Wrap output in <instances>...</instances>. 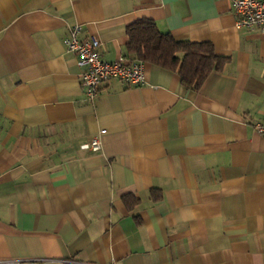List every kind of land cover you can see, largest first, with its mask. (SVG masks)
Masks as SVG:
<instances>
[{"label": "crops", "instance_id": "0c3cea01", "mask_svg": "<svg viewBox=\"0 0 264 264\" xmlns=\"http://www.w3.org/2000/svg\"><path fill=\"white\" fill-rule=\"evenodd\" d=\"M141 19L228 60L88 100L69 29L113 62ZM263 119L264 34L230 0H0V264H264Z\"/></svg>", "mask_w": 264, "mask_h": 264}, {"label": "built area", "instance_id": "2783aa9c", "mask_svg": "<svg viewBox=\"0 0 264 264\" xmlns=\"http://www.w3.org/2000/svg\"><path fill=\"white\" fill-rule=\"evenodd\" d=\"M231 13L237 28L257 29L264 34V0H230ZM81 27L75 25L69 29L63 45L68 53L77 58V65L83 70L80 74V85L88 100H94L100 85L111 79L119 80L130 86H142L145 83L143 62L120 56L113 62L103 60L99 53L100 42L95 35L80 40ZM254 131L264 138V119L256 122ZM104 133L101 131L100 134ZM84 150L97 152L100 140L93 137L81 146ZM23 264H39V261H25Z\"/></svg>", "mask_w": 264, "mask_h": 264}, {"label": "trees", "instance_id": "16d2710c", "mask_svg": "<svg viewBox=\"0 0 264 264\" xmlns=\"http://www.w3.org/2000/svg\"><path fill=\"white\" fill-rule=\"evenodd\" d=\"M127 59L148 63L176 73L180 83L189 90L198 91L212 72H220L227 58L217 55L210 42L175 40L160 32L155 23L141 19L126 28ZM128 201L137 200L128 195ZM125 198V199H126Z\"/></svg>", "mask_w": 264, "mask_h": 264}]
</instances>
